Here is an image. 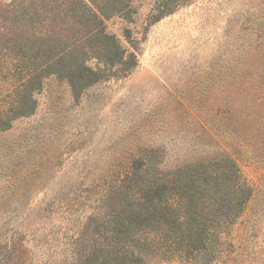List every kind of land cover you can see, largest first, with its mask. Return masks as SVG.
<instances>
[{
	"label": "rangeland",
	"instance_id": "374dc122",
	"mask_svg": "<svg viewBox=\"0 0 264 264\" xmlns=\"http://www.w3.org/2000/svg\"><path fill=\"white\" fill-rule=\"evenodd\" d=\"M153 8L133 0L131 20L105 21L128 71L79 99L50 77L37 111L0 132V264H77L123 161L141 147L166 169L215 155L221 113L232 126L240 87L264 85V0H191L157 20ZM235 154L253 195L213 264H264V149Z\"/></svg>",
	"mask_w": 264,
	"mask_h": 264
},
{
	"label": "trees",
	"instance_id": "16d2710c",
	"mask_svg": "<svg viewBox=\"0 0 264 264\" xmlns=\"http://www.w3.org/2000/svg\"><path fill=\"white\" fill-rule=\"evenodd\" d=\"M189 1L154 0L153 19ZM132 2L1 4L0 132L37 111L36 95L50 77L65 80L79 99L113 75V69L128 71V52L107 31L105 21L115 16L131 20ZM239 92L244 93L233 101L244 106L233 111L234 124L227 125L228 109L221 113L219 134L211 138L215 155L166 169L161 151L141 147L139 156L126 159L111 173V192L102 197L105 212L94 216L92 237L82 244L77 264H213L219 260L224 240L253 195L235 152L263 159L264 85L240 87Z\"/></svg>",
	"mask_w": 264,
	"mask_h": 264
}]
</instances>
